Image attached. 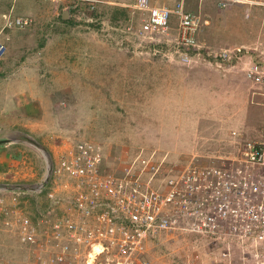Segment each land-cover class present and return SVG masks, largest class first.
<instances>
[{"label":"rangeland","instance_id":"374dc122","mask_svg":"<svg viewBox=\"0 0 264 264\" xmlns=\"http://www.w3.org/2000/svg\"><path fill=\"white\" fill-rule=\"evenodd\" d=\"M136 1L28 0L17 6L15 15L25 14L21 16L32 17L34 23L8 28L25 42L15 60L4 57L2 63L10 70L9 81L24 89L28 84L38 87L42 135L30 133L34 137L26 138L24 158L16 165L0 161L1 264H59L61 247L70 244L67 233L46 247L42 243L51 236L46 224L60 225L71 206L72 182L53 173L44 180L48 159L57 166L60 156L80 141L101 150L103 170L115 177L148 171L143 160L157 164L159 172H145L144 179L160 188L192 160L218 164L219 159H241L247 140H264V97L255 94L259 88L243 72L251 59H264V0H185L186 8L201 19L200 49L187 53L178 49L175 30L155 41L135 35L148 15L135 8ZM150 1L153 7L173 9L181 0ZM29 7L34 10L23 12ZM115 7L126 8L128 19L114 21ZM69 8L72 18L63 20ZM177 23L173 16V29ZM237 49L242 52L230 60L218 57ZM49 205V212H43ZM74 218L91 222L80 214ZM26 220L35 242L20 228ZM211 240L165 231L147 242L143 260L245 264L238 248ZM79 254V259L68 256L64 264L85 262L87 251ZM114 259L102 255L98 264Z\"/></svg>","mask_w":264,"mask_h":264},{"label":"built area","instance_id":"2783aa9c","mask_svg":"<svg viewBox=\"0 0 264 264\" xmlns=\"http://www.w3.org/2000/svg\"><path fill=\"white\" fill-rule=\"evenodd\" d=\"M136 2L135 8L148 11L135 31L137 37L155 41L175 30L179 50L187 53L200 49L201 19L186 8L185 0L173 9L153 7L150 0ZM173 16L178 19L175 29ZM5 18L6 29H24L34 23L29 16ZM7 51V45L0 41V60ZM241 52L224 50L218 57L230 60ZM243 72L259 88L255 94L264 97V59H251ZM240 152L241 159H219L218 164H195L192 160L166 178L164 187L155 188L144 177L148 175L145 172L158 173L157 164L143 160L148 171L115 177L103 170L101 150L80 141L60 156L57 166L53 164V175H65L72 182L73 195L69 196L71 206L65 210L63 221L59 220L60 225L50 227L51 221L44 222L46 234L50 232L51 236L43 240L42 247L50 244L52 238L60 240L66 232L70 244L61 247L56 258L59 264L66 263L70 255L79 259L80 250L88 253L82 264H98L102 255L115 258L107 264H147L143 260L147 242L165 231H183L238 248L245 264H264V140H247ZM75 214L91 222H78ZM20 228L24 234H31L35 242L28 220Z\"/></svg>","mask_w":264,"mask_h":264},{"label":"crops","instance_id":"0c3cea01","mask_svg":"<svg viewBox=\"0 0 264 264\" xmlns=\"http://www.w3.org/2000/svg\"><path fill=\"white\" fill-rule=\"evenodd\" d=\"M22 2L28 3V0H0V41L7 43L6 61L14 59L17 52L19 53V44L25 42V37L21 39V35L11 33L9 30L11 28H5L6 16L25 17L21 16L25 14L15 15L17 6ZM30 8L33 7L23 8L25 9L23 12H28ZM25 58V55H22V60ZM2 60H0V141L7 143L0 145V161L3 164L13 162L16 165L15 162H20L24 158L25 151L21 146H24L26 138L32 136L30 133L34 131L37 135H42V96L37 86L28 84L24 89L25 87H18L16 80L9 81L10 70L8 68L4 70L5 62L2 63ZM31 176L36 177L35 174Z\"/></svg>","mask_w":264,"mask_h":264},{"label":"water","instance_id":"95a60500","mask_svg":"<svg viewBox=\"0 0 264 264\" xmlns=\"http://www.w3.org/2000/svg\"><path fill=\"white\" fill-rule=\"evenodd\" d=\"M71 10L72 9L69 8V9L64 11L63 16H62L63 20H69V19L72 18ZM4 143H7V142L6 141H0V145L4 144ZM32 143H33L34 146H36V147H38L40 149L42 148V150L45 152V154H47V150L44 147H42L41 144H39L36 141H32ZM52 173H53V163L48 159V173L46 175L45 182H47L50 179ZM17 188L21 189V187H17Z\"/></svg>","mask_w":264,"mask_h":264},{"label":"trees","instance_id":"16d2710c","mask_svg":"<svg viewBox=\"0 0 264 264\" xmlns=\"http://www.w3.org/2000/svg\"><path fill=\"white\" fill-rule=\"evenodd\" d=\"M96 13V12H95ZM94 15V13H93ZM128 14H127V9L126 8H118V7H115L114 10H113V13H112V19L114 21L116 20H121V19H124V20H127L128 19ZM75 21V20H73ZM66 23H72V21H65ZM42 193H45L44 191ZM49 209H50V205L49 207L45 208V210H43V212L45 211V213L49 212Z\"/></svg>","mask_w":264,"mask_h":264},{"label":"clouds","instance_id":"9594fccd","mask_svg":"<svg viewBox=\"0 0 264 264\" xmlns=\"http://www.w3.org/2000/svg\"><path fill=\"white\" fill-rule=\"evenodd\" d=\"M8 29V28H7Z\"/></svg>","mask_w":264,"mask_h":264}]
</instances>
